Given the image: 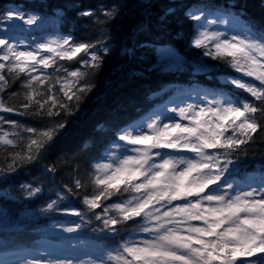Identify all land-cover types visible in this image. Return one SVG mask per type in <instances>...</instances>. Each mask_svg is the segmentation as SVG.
Wrapping results in <instances>:
<instances>
[{"label":"snow or ice","instance_id":"6c2138e0","mask_svg":"<svg viewBox=\"0 0 264 264\" xmlns=\"http://www.w3.org/2000/svg\"><path fill=\"white\" fill-rule=\"evenodd\" d=\"M114 11H106L104 15L111 17ZM80 15L93 13L84 11ZM187 15L200 21L194 26L197 34L191 46L203 49L204 56L224 61L241 74L225 77L223 81L248 93L260 104L238 99V93L220 97L213 94L202 107L187 104L166 109L178 116L180 122L167 116L162 120L158 117L164 114L160 113L119 129L113 144L120 154L106 153L108 162L94 165L90 193L87 183L75 181L76 189H85L81 200L84 208L71 211L72 216L80 218L71 222L74 226L62 225L65 233H79L88 228L94 234L95 238L79 234L61 237L72 249L89 245L90 258L61 259L41 250L36 256L45 259L18 254L12 264H264V172L258 181L237 183L233 177L235 169L229 168L233 153L251 142L261 128L256 114L259 112L260 119H264V28L242 19L246 15L243 9L232 17L233 26L225 31H209L208 26L214 20L203 12L190 11ZM0 19L20 20L30 27L40 18L9 11ZM96 47L94 43L62 36L35 43L34 50H20L7 37L0 38L3 62L0 91L8 84L3 74L7 69L14 78L26 77L22 81V86L28 89L25 110L35 104L36 115L52 117L59 116L61 110L70 112L69 105L53 92L55 85L60 84L58 91L63 93L64 100L75 101L77 106L92 85L80 84L88 73L79 68L70 70L57 61H73L83 54L78 61L81 67L99 68L102 57L92 51ZM142 47H149L150 52L140 59L151 58L154 69L179 70L187 64L169 46ZM100 51L107 55L109 48L104 46ZM120 55L134 56L135 51L124 48ZM203 67L193 64L192 71L200 72ZM49 68L64 75L53 79L46 71ZM14 111L15 108L0 101V112ZM0 122L7 121L0 117ZM11 123L14 128L20 127L17 122ZM64 127L60 121L43 129L24 128L33 136L28 139L27 152L16 153L14 159L19 158L21 163L37 160L41 150L51 147ZM10 136L16 137L18 133L4 132L0 144L15 146L17 141ZM22 187L28 197L41 191L30 184ZM126 193L129 195L125 196ZM72 194L71 188L57 192V199L49 202L45 210H55L60 201L69 200ZM114 196L117 199L112 201ZM94 221L100 223L94 225ZM125 232L130 233L126 238ZM138 233L146 234V238L135 239ZM113 242L115 246H110ZM0 264L8 262L0 259Z\"/></svg>","mask_w":264,"mask_h":264},{"label":"trees","instance_id":"16d2710c","mask_svg":"<svg viewBox=\"0 0 264 264\" xmlns=\"http://www.w3.org/2000/svg\"><path fill=\"white\" fill-rule=\"evenodd\" d=\"M145 3L151 6L145 7ZM113 9V16L104 15ZM241 9L246 13L242 19L264 28V0H0V17L16 11L40 18L33 31L17 36L33 38V43L44 36H71L76 42L96 44L92 51L102 57L99 68L95 69L81 67L78 61L83 54L73 61H57L70 70L79 68L88 73L80 84L90 83L92 89L82 94L77 106L75 101L64 100L63 93L58 91L60 84H56L53 92L69 105L70 112L61 110L59 116L52 117L36 115L35 104L25 110L28 89L22 86V81L26 77L21 75L17 79L4 70L8 84L0 91V101L16 111L0 112L3 121H7L0 122V135L16 132L18 136L9 137L17 141L15 146L0 144V214H6V217L0 215V257L37 251L43 243L68 244L61 239L63 236L52 235L50 228L54 223L79 221V217L65 215L69 210L84 208L81 200L85 189H76L75 181L87 183V192H91L89 181L94 165L114 146L119 129L146 119L172 97L188 90L199 91L209 98L213 94L220 97L238 93V99L253 100L248 93L222 81L235 76V71L224 61L204 56L203 49L191 46L198 21L187 15L188 12H203L207 18L217 15L232 19ZM84 11H91L93 15H80ZM143 45L169 46L187 64L179 70L154 69L151 58L140 59L150 52ZM104 46L109 48L107 55L100 51ZM124 48L134 49L135 55H120ZM192 60L202 64L207 72L192 74L189 67ZM46 71L53 79L64 75L52 68ZM256 116L261 128L251 142L233 153V164L229 165L235 169L233 177L237 183L258 181L264 172V119H260L259 112ZM60 121L65 127L51 147L41 150L37 160L21 163L19 158L14 159L16 153L27 152L28 139L33 136L23 131L24 128L43 129ZM11 122H17L20 127L14 128ZM24 184L41 191L28 197ZM69 188L73 190L69 200L60 201L55 210H45L49 202L57 199V192L64 193ZM116 199L114 196L112 201ZM99 223L94 221V225ZM78 234L95 238L88 228ZM129 234L125 232V238ZM83 247L91 252L89 245Z\"/></svg>","mask_w":264,"mask_h":264},{"label":"rangeland","instance_id":"374dc122","mask_svg":"<svg viewBox=\"0 0 264 264\" xmlns=\"http://www.w3.org/2000/svg\"><path fill=\"white\" fill-rule=\"evenodd\" d=\"M10 12H16V11H10ZM199 14V13H197ZM27 17V16H25ZM205 18L201 17V21H203ZM210 20H214V23L210 26H208V30H220V31H225L227 29H231V27L233 26L232 23V19L223 17V16H212L210 18H208ZM198 23H200V21H198ZM197 23V24H198ZM37 26L33 25V26H27L24 25L22 21L20 20H16L13 19L11 21H8L6 19H0V38H5L7 37L9 39L10 42L16 44V46L18 47V49L20 50H34V45L35 43L31 42V38H26V37H19L16 36V33H20L21 31H25V32H31L33 31ZM9 33V34H8ZM59 36H45L42 39H40L38 42H45L49 39H56ZM37 42V43H38ZM44 55H47V53H44ZM2 62V61H0ZM236 77H239L241 74L236 73ZM245 80H249L251 81V78L248 77H244ZM223 81V80H222ZM224 82V81H223ZM252 83L254 81H251ZM185 94H180L178 93L177 95H175L174 97H172L167 103L166 105H164L163 107L159 108L157 111H155L156 113H154L153 115H150L147 119H149L150 117H153L157 114L163 113V116H159L158 118L160 119H164L165 116L167 117H172L173 120H175L176 122H180L179 121V117L175 116L174 113H172L171 111H166V109H170L171 107H184L187 104H196L199 106H205L207 99H211V98H207L205 96L200 95L198 92L194 91V90H188L186 92H184ZM197 94V95H196ZM145 120V119H144ZM166 122H172V120H168ZM183 123H187V121H183ZM119 143H123V142H119ZM108 154H115V155H119V149H117L115 146L108 152ZM179 155H191V154H186V153H180ZM108 162V158L107 156H105V159H103V161H100L99 163H106ZM250 182V181H249ZM176 203H182V202H176ZM194 223H199V222H194ZM62 225L63 226H72L70 224H58V225H54L52 228L53 233L55 234H68L63 232L62 230ZM135 239L139 240L142 238H146V234L143 233H138L135 237ZM48 247V246H46ZM51 249H54L56 247L54 246H49ZM59 249H63L64 252L62 253H58L52 250H47L48 252L52 253L53 256L58 257V258H69L72 259L73 257L76 258H81V259H89V255H84L81 256L78 252L81 251L80 247L76 248V249H72L69 246H65ZM37 253H31V254H26L29 256V258L32 257H36L39 259H45L46 257H38L36 256ZM17 257H4L2 258V260H5L8 262V264H12L13 261L16 260Z\"/></svg>","mask_w":264,"mask_h":264},{"label":"water","instance_id":"95a60500","mask_svg":"<svg viewBox=\"0 0 264 264\" xmlns=\"http://www.w3.org/2000/svg\"><path fill=\"white\" fill-rule=\"evenodd\" d=\"M194 63L191 64V66H193Z\"/></svg>","mask_w":264,"mask_h":264}]
</instances>
